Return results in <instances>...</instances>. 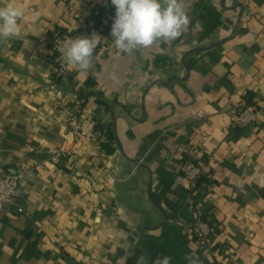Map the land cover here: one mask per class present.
Masks as SVG:
<instances>
[{"label":"crops","instance_id":"obj_1","mask_svg":"<svg viewBox=\"0 0 264 264\" xmlns=\"http://www.w3.org/2000/svg\"><path fill=\"white\" fill-rule=\"evenodd\" d=\"M16 3L21 34L0 39V166L25 173L0 212V264H264V0H183L181 35L132 53L114 46L111 0ZM96 16L92 68L57 82L47 37ZM243 101L253 128L232 122ZM82 114L104 141L73 138ZM188 145L212 155L195 198L178 168ZM196 208L216 227L212 253L192 234Z\"/></svg>","mask_w":264,"mask_h":264},{"label":"clouds","instance_id":"obj_2","mask_svg":"<svg viewBox=\"0 0 264 264\" xmlns=\"http://www.w3.org/2000/svg\"><path fill=\"white\" fill-rule=\"evenodd\" d=\"M111 4L115 6L111 37L116 50L122 53L175 40L190 23L183 0H111ZM31 16L36 20L40 12L33 9ZM24 17L25 9L16 0L0 6V39L19 37V22ZM101 40L96 33L65 39L62 47H58L60 59L65 65L86 73L92 68L93 54ZM187 259L189 264H198V258ZM155 264H171V258L160 257Z\"/></svg>","mask_w":264,"mask_h":264},{"label":"built area","instance_id":"obj_3","mask_svg":"<svg viewBox=\"0 0 264 264\" xmlns=\"http://www.w3.org/2000/svg\"><path fill=\"white\" fill-rule=\"evenodd\" d=\"M88 22H82L78 31L67 29L59 30L47 37V44L54 63V74L57 77H66L70 73L69 66L60 59L58 47H62L63 41L77 36H87ZM259 111L257 105H249L245 101L232 109V122L240 128H253L258 122ZM72 135L76 141L89 139L94 142L104 141L106 137L97 130V122L92 116L74 115L72 116ZM255 129V128H254ZM72 153L71 149L60 147L50 150V161L58 164L63 158ZM212 160V155L204 149L202 145H188L183 156L178 163V168L188 184V190L192 198L199 193L200 188L209 184L208 163ZM105 169L109 176L115 177L110 168L105 163ZM25 170L17 168L15 170L0 166V212L12 208L19 196L24 178ZM215 225L205 217L200 208H196L193 215L192 234L200 243L205 253H212V235L215 233Z\"/></svg>","mask_w":264,"mask_h":264},{"label":"trees","instance_id":"obj_4","mask_svg":"<svg viewBox=\"0 0 264 264\" xmlns=\"http://www.w3.org/2000/svg\"><path fill=\"white\" fill-rule=\"evenodd\" d=\"M95 20H96L95 24L90 25L87 28V36H90L97 29V25L100 22V17L96 16ZM71 78H72V75L68 74V80H71ZM55 80L57 82L61 83L64 80V77H57V78H55ZM96 96H97V100L99 103H105V104L107 103L106 100L103 97H101V94L98 93Z\"/></svg>","mask_w":264,"mask_h":264}]
</instances>
